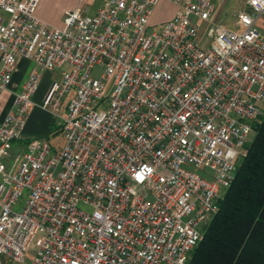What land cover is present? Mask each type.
<instances>
[{"label": "built area", "instance_id": "1", "mask_svg": "<svg viewBox=\"0 0 264 264\" xmlns=\"http://www.w3.org/2000/svg\"><path fill=\"white\" fill-rule=\"evenodd\" d=\"M159 1L104 0L56 28L39 0H0V264H188L263 115L264 0L206 46L211 0H166L175 15L152 25ZM20 60L32 67L17 91ZM63 66L40 108L70 97L64 147L15 154L41 74Z\"/></svg>", "mask_w": 264, "mask_h": 264}, {"label": "trees", "instance_id": "2", "mask_svg": "<svg viewBox=\"0 0 264 264\" xmlns=\"http://www.w3.org/2000/svg\"><path fill=\"white\" fill-rule=\"evenodd\" d=\"M188 264H264V115Z\"/></svg>", "mask_w": 264, "mask_h": 264}, {"label": "rangeland", "instance_id": "3", "mask_svg": "<svg viewBox=\"0 0 264 264\" xmlns=\"http://www.w3.org/2000/svg\"><path fill=\"white\" fill-rule=\"evenodd\" d=\"M223 8L224 10L218 14H216L219 7L222 5L221 3L223 1L219 0H211V3L213 5V14L211 16L210 23L203 29L201 28V31L203 33L201 42L203 46H206L209 43V33L214 29V25H222L228 30H239L240 27L236 25V16L239 11H250L246 5L245 0H224ZM91 12V11H89ZM217 16V17H216ZM201 24V23H200ZM153 27V26H151ZM153 28H157L154 26ZM257 28L262 32L263 30L257 26ZM32 67V64H31ZM68 70L67 66H63L60 69L55 70L54 72L45 71L41 74V79L38 85V90L33 98V102L37 105L35 108V111H33L32 115H30L31 120H34L33 123L36 121L39 124V128H43L44 134L43 138H38L42 140H46L48 144L55 150H60L65 145V135L62 132V125L64 123V119L66 117V105L68 104V100L70 97L64 98L62 102V107L60 110L56 113H52L50 110H43L40 108V106L43 104V97L45 93L47 92L50 84L54 81H57L59 79V74L62 71ZM100 75V72L97 70L93 72V77L98 78ZM111 82L107 83L105 86V92H108L111 88ZM17 91H19V87L17 88ZM11 93L10 91H7L3 94V99L0 102V109L1 111L4 110V108L7 106L8 101L10 99ZM262 112L264 115V104L262 105ZM260 116L255 122H251V126L253 127L255 131L256 124L261 120L263 117ZM36 124V125H38ZM42 130V129H41ZM254 135L250 137V139H253ZM242 158L238 160L237 166L241 162ZM8 162H5V164L8 166ZM195 172H198L195 170ZM25 193V192H24ZM25 194L22 198L19 199L17 206H15L13 209L18 211L20 207L22 206L24 202ZM31 257L29 255L26 256L23 264H29Z\"/></svg>", "mask_w": 264, "mask_h": 264}, {"label": "crops", "instance_id": "4", "mask_svg": "<svg viewBox=\"0 0 264 264\" xmlns=\"http://www.w3.org/2000/svg\"><path fill=\"white\" fill-rule=\"evenodd\" d=\"M104 0H39V3L34 11V15L43 23L49 26L62 28L64 25L63 17L66 12L73 11L74 9H81L87 13H94ZM216 14L218 16L224 8V0ZM246 1V0H245ZM247 5V4H246ZM248 9L250 7L247 5ZM91 11V12H89ZM177 11L176 5L166 0H160L155 7L154 13L151 17L150 23L156 25L171 19ZM216 16V17H217ZM256 26L261 28L264 32V14L261 15L256 20ZM31 68V63L26 60H20L16 66V71L13 76V82L11 88L17 90L21 86L23 81L26 79L29 69ZM35 107L32 110L35 111ZM31 112L30 115L33 113ZM34 120H31L30 116L28 118L25 129L22 132L20 140L15 143V154L20 153L27 146L28 142L34 139L41 138L44 134L43 128H39V124ZM38 124V125H36ZM42 129V130H41ZM43 138V137H42Z\"/></svg>", "mask_w": 264, "mask_h": 264}]
</instances>
